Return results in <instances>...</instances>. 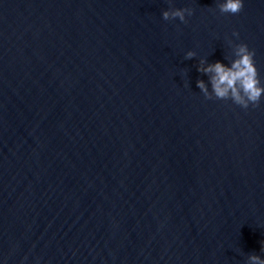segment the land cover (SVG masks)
<instances>
[{"label": "water", "instance_id": "water-1", "mask_svg": "<svg viewBox=\"0 0 264 264\" xmlns=\"http://www.w3.org/2000/svg\"><path fill=\"white\" fill-rule=\"evenodd\" d=\"M241 42L264 82V0H0V264L264 256V98L196 86Z\"/></svg>", "mask_w": 264, "mask_h": 264}, {"label": "clouds", "instance_id": "clouds-1", "mask_svg": "<svg viewBox=\"0 0 264 264\" xmlns=\"http://www.w3.org/2000/svg\"><path fill=\"white\" fill-rule=\"evenodd\" d=\"M243 5L244 0H217L221 13L236 14ZM192 12L191 7H173L164 9L162 17L165 20L179 18L183 22ZM233 35L238 36L239 33L233 32ZM232 45L234 54L230 63L221 60L209 62L207 57H201L197 71L205 74L208 79H198L196 86L207 99H230L244 109L250 105L255 107L264 98V82L261 81L254 61V51L243 42ZM195 55V51L190 49L185 53V58L191 59ZM261 250H264V242ZM246 264H264V256L253 252L248 255Z\"/></svg>", "mask_w": 264, "mask_h": 264}]
</instances>
